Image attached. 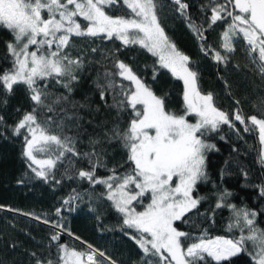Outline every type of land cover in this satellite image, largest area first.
<instances>
[{"label":"snow or ice","instance_id":"1","mask_svg":"<svg viewBox=\"0 0 264 264\" xmlns=\"http://www.w3.org/2000/svg\"><path fill=\"white\" fill-rule=\"evenodd\" d=\"M118 2L0 0V28L13 37L6 42L12 66L0 73V88L6 96H10L16 86L23 85L32 103L31 111H26L17 121L12 133L19 136L23 132L22 155L30 161L28 167L34 178L46 183L54 180L55 171L67 163L64 174L71 180L74 177L68 175L69 169L75 167L76 160L86 159L89 170L80 169L75 178L87 179L91 185L105 186L106 193L102 195H106L114 210L122 215V227L136 230L139 235L134 239L145 257H159L156 261L148 260L147 264H164L167 260L164 252L171 257L168 264H202L207 258L222 264L240 253H247V245L254 250L249 253L254 264H264V228L256 223L258 213L247 207L237 208L223 203L232 195L227 190L220 194L216 208L228 207L231 210L227 229L239 230L238 238L213 239L202 234L198 242L184 248L181 238H187L189 234L173 226L174 221L197 209L203 199L194 198L192 193L198 182L208 180L206 152L215 149V145L208 143L204 137L218 130L222 124L235 128L234 121L244 125L245 132L258 130L262 147L257 162L264 167V118L257 115L245 117L239 107L232 114L221 111L215 106L212 93L200 92L198 73L188 66L190 58L177 48L161 26L158 13L165 6L161 0H123V4L131 10L130 15H109L106 7ZM171 3L173 11L184 18L198 39L203 40L207 29L203 23L193 20L188 13L189 4L184 0H171ZM201 10L211 12L208 29L220 21L226 24L220 34V49L223 52L211 45H202L201 50L205 54L211 53L217 63L227 64L236 50L235 43L242 39L251 70L264 83V0H223V3L207 0L201 5ZM44 13L47 14L46 19ZM78 17L87 22L86 27L78 22ZM72 37L114 38L124 46L139 45L158 57L157 63L161 68L168 69L174 77L183 80V114L166 110L167 94L155 95L129 65L117 59L113 64L115 71L105 68L102 74L97 73L94 81L105 107L115 110V122L110 128L106 127L107 121L95 125L103 131L89 135L91 151H78L79 134L70 135L65 129L74 127L79 130L83 120L79 110L90 106L71 99L74 85L79 83L85 68L82 56L73 58L68 52L73 46ZM97 50L91 49L92 52ZM156 74L154 66L153 79ZM51 80H55L65 92L50 91L48 84ZM124 81L130 82V85L125 86ZM108 94L112 96L111 104L106 101ZM261 100V105H253L257 110L264 109V97ZM3 103L6 104L7 100ZM129 111L131 119L127 127L122 128L123 115ZM42 112L45 116L43 120L38 115ZM190 114L197 117L195 123L186 118ZM261 116H264V111H261ZM3 121V116H0V127L4 126ZM114 142L126 151L127 159L108 168L104 159L107 149L103 145ZM99 167L106 168L110 174L97 177ZM120 168H126V171L120 172ZM54 182L60 183L59 180ZM257 187L260 195L264 196V185ZM147 194L151 196L150 203L144 211H136L132 207L133 201H139ZM82 198V194L73 189L63 204L69 205ZM60 212L61 209L57 208V216ZM48 222L44 220V223ZM52 224L62 230L59 222ZM59 239L58 232L51 236L52 241ZM57 248L59 255L56 259H41L36 257V253H31L35 264H105V260L116 264L91 245L84 252L70 250L64 244H58Z\"/></svg>","mask_w":264,"mask_h":264},{"label":"trees","instance_id":"2","mask_svg":"<svg viewBox=\"0 0 264 264\" xmlns=\"http://www.w3.org/2000/svg\"><path fill=\"white\" fill-rule=\"evenodd\" d=\"M161 2L165 5L158 13L161 26L177 48L190 58L188 66L198 73L197 86L200 92L212 93L214 104L221 111L232 114L239 107L245 117L257 115L258 118H264L261 116V111L264 109L257 110L253 107L254 104L259 106L262 103L264 83L251 70L252 65L249 64L244 53L242 39L235 43L236 50L230 55L227 64L217 63L211 53L205 54L201 47L211 45L212 48L223 52L220 49V34L226 24L220 21L211 29L207 28L211 12L201 10V5L207 0H184L189 4L188 13L193 20L198 24L203 23L207 29L203 40L198 39L189 29L184 18L173 11L171 0H161ZM220 2L223 3V0ZM105 10L109 15L125 17H128L131 11L123 4V0L106 7ZM77 19L84 27L87 26V22L82 17ZM12 39L8 31L0 28V73L12 66V58L6 48V42ZM72 45L68 52L73 58L82 56L85 60V68L80 74L79 83L74 85L71 99L90 106L79 110L83 117L82 127L79 130L74 127L65 129L70 135L79 134L78 151H91L88 144L89 135L103 131L95 125L107 121L106 127L110 128L115 122V110L105 107L94 81L97 73L102 74L105 68L115 71L113 64L117 59L129 65L151 87L155 95L167 94L166 110L183 114V80L174 77L168 69L161 68L157 63L158 57L153 56L146 49L139 45L124 46L118 39L100 37H72ZM93 48L98 50L92 52ZM88 61L92 63L89 64ZM154 66L157 70L155 79H153ZM124 84L129 86L130 82L124 81ZM48 87L53 93L65 92L55 80H51ZM5 99L6 104L3 103ZM106 101L112 103L111 94L106 96ZM237 101L240 103L237 104ZM97 107L99 111H95ZM31 108L32 103L23 85L16 86L10 96H6L0 88V116L4 118V126L0 127L2 133L0 135V206H2L0 207V262L35 264V257L31 253H36V257L41 259H56L59 255L58 244L67 245L70 250L80 252L87 251L88 245H91L92 248L105 253V256L116 264H147L148 260H158L159 257L151 255L145 257L134 239L139 235L135 229L122 227V215L114 210L106 195H102L106 193L104 185H91L87 179L75 178L80 169L89 170L90 166L86 159L76 160L75 167L69 169L68 175L74 177L71 180L64 174L67 163L55 171L54 180H59V184L54 180L46 183L34 178V173L28 167L30 161L22 155L23 132L19 136H14L12 133V127L26 111H31ZM38 115L41 120L45 118L43 112ZM186 118L191 123L196 122L194 114ZM130 119V111L124 113L121 127H127ZM89 120L92 123H88ZM234 123L235 128L222 124L218 130L204 137L208 143L215 145V149L206 152L208 180L198 182L192 193L194 198L203 199L197 209L186 214L181 220L174 221L173 225L177 230L189 234L187 238H181L184 248L193 242H198L202 234H206L207 238L239 237V230L227 229L229 218L232 216L231 210L228 207L216 208L218 198L225 190L232 195L223 203L256 211L258 213L256 223L260 228H264V196L260 195V189L257 187L264 185V167L257 162L261 149L258 131L245 132L244 125L238 121ZM103 146L107 149L104 159L108 168L119 165L127 159L126 151L122 150L118 143ZM38 158L44 157L38 156ZM119 171L124 172L126 168H120ZM109 174L104 167L96 170L97 177L102 178ZM73 189L81 193L83 198L64 205V199ZM150 200L151 196L147 194L139 201H133L132 207L138 212L144 211ZM57 208L61 209L59 216L56 214ZM44 220L49 222L44 223ZM52 222H59L62 230L54 228ZM57 232L60 236L59 241H52L51 236ZM247 247V253H240L222 264H254L249 255L254 250L251 245ZM163 255L167 257L164 264H168L171 257H168L166 252ZM105 264H109V261L105 260ZM202 264H217V262L207 258Z\"/></svg>","mask_w":264,"mask_h":264},{"label":"rangeland","instance_id":"3","mask_svg":"<svg viewBox=\"0 0 264 264\" xmlns=\"http://www.w3.org/2000/svg\"><path fill=\"white\" fill-rule=\"evenodd\" d=\"M45 16H47V14L46 13H44V18L46 19L47 17H45ZM30 50H32V46H30ZM196 119H197V117H196ZM258 131V130H257ZM262 147V146H261ZM214 238H216V237H214ZM213 238V239H214ZM226 239V238H225ZM85 261H86V258H85Z\"/></svg>","mask_w":264,"mask_h":264}]
</instances>
